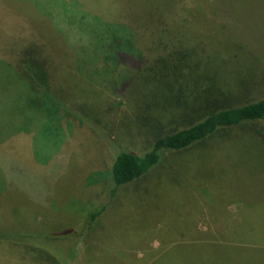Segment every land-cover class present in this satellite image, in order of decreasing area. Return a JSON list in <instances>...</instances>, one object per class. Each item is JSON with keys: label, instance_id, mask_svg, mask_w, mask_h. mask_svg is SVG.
<instances>
[{"label": "rangeland", "instance_id": "374dc122", "mask_svg": "<svg viewBox=\"0 0 264 264\" xmlns=\"http://www.w3.org/2000/svg\"><path fill=\"white\" fill-rule=\"evenodd\" d=\"M115 1L92 0L91 13L100 3L109 5ZM118 1L123 8L135 3V0ZM202 1L195 2L198 10H203ZM241 2L246 12L232 10L224 1L217 4L232 12L237 20L223 26L221 23L222 31L238 22L245 35L232 32L231 35L260 56L264 44L257 38L264 40V0ZM77 5L76 0H0V16L7 11L12 14L7 25L0 19V50L7 53L30 48L34 65L45 61L47 77L41 78L63 99L81 100L83 114L88 119L85 123L64 118L59 130L60 145L52 142L58 139L50 133V126L56 125L50 119L52 109L47 112L34 84L21 78L0 58V187L4 184L8 191H22L31 203L17 205L29 214L17 212L13 216L8 208L9 215L1 219L0 231H11V234H14L12 231L34 232L33 229L40 233L77 231L88 210L104 197L106 177L115 155L110 138H117L119 145L143 153L151 147L157 134L187 127L225 104L203 97L199 103L189 101L188 107H192L189 116L172 119L169 115L172 118L165 119L161 127L150 123L145 126L137 118L129 90L131 83L130 87L123 88L128 83L129 67L121 64L116 69L112 59L105 62L101 56L104 46L110 50L108 58L113 57V46L108 43L109 29L103 28L107 23L104 20L98 23L91 15L84 16L81 9H85ZM186 13L187 19L192 17L190 12ZM111 15L109 22L118 17ZM185 17L179 20L184 23ZM167 18L169 23L174 20L170 15ZM251 20L260 26H249ZM174 23L169 24L172 30L178 29ZM205 48L203 45L202 49ZM243 94L233 96L229 102L264 97V77L249 81ZM97 123L102 131L96 132L93 128ZM260 126H264V121L227 128L234 136L229 145L220 143L225 139L221 136L222 129L205 144L168 151L153 170L123 187L107 214L78 244L72 243L74 236L70 234L48 245L62 248L65 256L64 252L68 255L74 244L72 264H85V256L93 264L96 259L128 264L130 261L121 254L111 253L114 248L130 252L128 257L138 264H264V190L256 193L255 204L245 199L239 187L232 186L231 178L224 175L230 161L234 163L230 167L241 166L260 181L259 185L249 184L250 191L257 186L264 188V140L257 132ZM17 133L20 137L31 134L29 154L44 159L38 163L47 164V170L37 173L35 170L40 165L35 159L27 161L18 156L23 143L10 138ZM217 143H220L218 147L212 146ZM212 155L215 160L211 159ZM93 172L103 173L99 181H89ZM168 190L169 195H162ZM149 192L153 194L150 196ZM158 193L165 202H156L154 195ZM204 194L214 200L204 203ZM218 209L223 212L220 223L224 230L219 236L213 225L218 222ZM28 248L31 246L26 243L0 241V264H49L50 259L43 250Z\"/></svg>", "mask_w": 264, "mask_h": 264}, {"label": "trees", "instance_id": "16d2710c", "mask_svg": "<svg viewBox=\"0 0 264 264\" xmlns=\"http://www.w3.org/2000/svg\"><path fill=\"white\" fill-rule=\"evenodd\" d=\"M197 1L201 0H135V3L123 8L117 0L109 5L107 3L101 5L100 3L99 7L94 4L93 7L96 6V8L94 7L96 11L91 13L93 11L90 5L92 0H76L77 4L85 9H81L84 16L91 15L94 21L100 23L99 21L104 20L103 22L107 23V26L104 25L103 28L108 27L109 29L105 30L110 32L108 43L113 46V57L108 58L110 50L107 51L104 46L101 56L105 62L112 59L116 69H119L121 64L129 67L128 83L124 84L123 88L131 83L129 90H131L132 100L137 110V118L142 119L145 126L150 123L153 126L160 125L161 127L165 125L164 120L167 118L177 119L189 116V111L192 108L188 107L191 104L189 101L199 103L198 100H202L203 97L212 98L211 102L216 103L217 101L225 104L209 111L201 119L187 127L165 133L158 132L159 134H157L151 147L143 153L119 145L117 138H110L109 144L115 150V155L111 170L107 174L109 176L106 177L104 197L99 204L88 210L85 220L77 226V231L69 233L60 231L57 233L47 230L40 233L33 229L34 232L25 233L12 231L14 234H11V231H0V241L16 244L19 242L26 243L31 246L28 248L30 251L43 250L45 257L50 259L49 264H72L75 252L74 244H78L84 236L90 233L96 223L101 220L100 218L107 214L108 209L117 200L123 187L137 181L153 170L168 151L184 150L195 144H205L222 129L224 131L221 132V136L225 139L220 143L225 142L226 145H229L234 136L227 131V128L264 121V97L237 103L229 102L233 100V96L243 94L249 81L251 83L260 81L264 77V71L261 70H264V52L261 51L260 56L257 55L249 46L240 45V40L231 35V32L241 36L245 35L242 30L243 27L239 26L238 22L232 27L225 25L226 30L225 32L222 31L221 23L222 26L223 23L231 24L235 18H233L232 12L219 8L217 4L224 1L226 6H230L232 10L239 11V13L241 11L246 12V8L241 0H203V10H198L195 5ZM186 11L192 14L191 18L187 19ZM111 14L118 17L109 22L111 19H108V16H112ZM168 15L174 19L171 23L167 18ZM242 15L244 14L242 13ZM183 17H185L184 23L179 20ZM174 22L178 26L176 30L169 27V24L173 26ZM248 25L251 27L260 26L253 20ZM257 39L264 44L263 39ZM203 45L206 46L205 50L202 49ZM3 50H0V58L5 59L6 64L21 78H26L34 84L44 100L47 112V109H52L53 116L50 114V119L57 126L51 125L50 133H54L55 138H58L52 142L60 145L59 130L64 118L70 117L87 123L88 119L83 114L85 109L81 100L63 99L41 78L42 75L47 77L45 61L42 64L34 65L32 54H29V52H33L30 48L21 52L11 50L5 53ZM224 68L227 70L221 71ZM227 71L228 73H225ZM38 93H36L37 96ZM31 95H29V99H31ZM162 121L163 123H161ZM97 126L98 123L93 127L96 132L103 130ZM257 132L264 140V126L257 128ZM19 133L10 138L18 139L26 146H21V155L16 154L23 160L29 161L33 158L37 163L38 160L43 163L42 160L44 161V159L39 157L36 159L33 153L29 154V151L32 150L31 134L27 136L23 134L20 137ZM220 143L212 146L218 147ZM220 147L222 146L220 145ZM231 155L233 153L230 150L229 156L231 157ZM211 159L215 160L216 158L212 155ZM38 164L41 167L34 169L37 173H40L41 170H47V164L44 166ZM230 164L234 163L229 161L227 164L229 168L224 173L225 177L231 178L233 181L231 185L239 187V191L244 193L245 199H250L257 204L256 193L264 190V188L257 186L250 191L248 187L249 184L259 185L260 181L244 171L241 166L230 167ZM102 174L101 172L91 173L89 181H99ZM169 193L170 190L163 192L162 195H169ZM149 194L151 196L153 193L149 192ZM204 195V203L214 200L210 195ZM154 198L156 202H165L160 193L155 194ZM171 200L170 198L169 201ZM27 203L28 206L31 204L28 198L23 196L22 191H8L3 184L0 187V206L3 204L4 210L0 215V223L2 222L1 219H6L7 212H9L6 211L8 208L12 210L13 216L17 212L29 214L28 211L18 209L17 206H24ZM216 213L218 222H214L213 225L214 230L218 233L217 236H219L224 232L220 223L223 212L218 209ZM135 231L138 232L139 230ZM70 234L74 236L72 240L74 244L70 246L68 255L66 251L64 252L65 256L62 254V248L48 245L49 242L58 240L57 238L64 240L66 235ZM71 236L69 238L72 239ZM26 237L27 239L19 241V239ZM111 253H114L115 256L121 254L123 259L127 262L130 261L128 264L131 262L138 264L136 261L133 263L130 260L128 257L130 252L128 251L114 248ZM83 259L85 264H93L86 256ZM146 260L148 259L146 258ZM119 261L113 260L107 263L102 259H96L95 264H120Z\"/></svg>", "mask_w": 264, "mask_h": 264}, {"label": "crops", "instance_id": "0c3cea01", "mask_svg": "<svg viewBox=\"0 0 264 264\" xmlns=\"http://www.w3.org/2000/svg\"><path fill=\"white\" fill-rule=\"evenodd\" d=\"M10 15H12L11 12L7 11L5 14H2V16H0V19L5 20L6 21V25H7V19L9 18ZM13 28H16V27L13 26Z\"/></svg>", "mask_w": 264, "mask_h": 264}]
</instances>
